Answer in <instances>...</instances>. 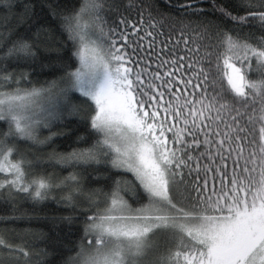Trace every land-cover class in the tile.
Returning a JSON list of instances; mask_svg holds the SVG:
<instances>
[{"label":"snow or ice","instance_id":"obj_1","mask_svg":"<svg viewBox=\"0 0 264 264\" xmlns=\"http://www.w3.org/2000/svg\"><path fill=\"white\" fill-rule=\"evenodd\" d=\"M0 123V264H264V0H0Z\"/></svg>","mask_w":264,"mask_h":264},{"label":"trees","instance_id":"obj_2","mask_svg":"<svg viewBox=\"0 0 264 264\" xmlns=\"http://www.w3.org/2000/svg\"><path fill=\"white\" fill-rule=\"evenodd\" d=\"M18 3L21 5L24 3H28L32 6H34V10L37 13H40L42 10L44 12L48 11V5L54 4L55 0H18ZM19 10V9H18ZM4 125L0 123V127H3ZM42 135H47V132H42ZM49 171H53V169H49ZM55 171L60 172L61 175H67L68 171H71V169H68L66 171H62L60 169H55ZM25 208H30L29 204H22L21 205V211ZM10 214L6 208L3 206H0V215H8ZM19 213H17L18 215ZM30 215L34 217V219L30 222H20L17 225H14L18 228H33L37 230H43L44 232H49L50 229H52V224L48 219H45L46 217H61L66 216L70 214L69 210H65L63 205H57L54 201H48L46 205L43 208V211H36V212H30ZM60 229H63L64 231H67L66 228H64L63 224H60L57 228V231H60ZM75 238V237H74Z\"/></svg>","mask_w":264,"mask_h":264}]
</instances>
